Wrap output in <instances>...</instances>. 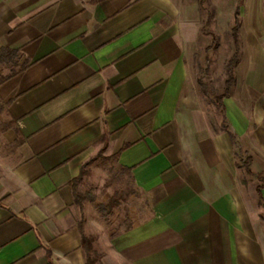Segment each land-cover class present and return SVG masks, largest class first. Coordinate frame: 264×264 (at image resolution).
I'll use <instances>...</instances> for the list:
<instances>
[{"label": "crops", "instance_id": "obj_1", "mask_svg": "<svg viewBox=\"0 0 264 264\" xmlns=\"http://www.w3.org/2000/svg\"><path fill=\"white\" fill-rule=\"evenodd\" d=\"M208 46L193 0H0L23 67L0 81V264H264V40H241L222 113ZM97 153L135 191L126 227L75 205Z\"/></svg>", "mask_w": 264, "mask_h": 264}, {"label": "rangeland", "instance_id": "obj_2", "mask_svg": "<svg viewBox=\"0 0 264 264\" xmlns=\"http://www.w3.org/2000/svg\"><path fill=\"white\" fill-rule=\"evenodd\" d=\"M195 13L201 24V32L208 37L209 46L195 55L196 84L205 102L217 107V97L225 88V82L232 76L233 68L241 54V40L250 34L264 40V0H193ZM238 10L239 49L231 39L234 13ZM236 54V59L229 61ZM22 64L15 56L0 55V81L14 74ZM246 157L238 156L240 163ZM80 181L74 189L88 207V219L94 218L98 223L110 229L126 227L137 216V197L126 172L119 170L113 160L97 153L85 165ZM84 214L82 220H84ZM117 227V228H116Z\"/></svg>", "mask_w": 264, "mask_h": 264}, {"label": "trees", "instance_id": "obj_3", "mask_svg": "<svg viewBox=\"0 0 264 264\" xmlns=\"http://www.w3.org/2000/svg\"><path fill=\"white\" fill-rule=\"evenodd\" d=\"M238 10L235 11L234 13V23H233V27L231 29V39L233 41L234 47H235V53H237L238 49H239V39H238V28H239V20H238ZM236 59V54L235 56L232 57V59L229 61V65H232V63L235 61ZM23 67H21L19 70H22ZM233 77L231 76L226 82H225V88L223 93L217 97V107L219 108V111L222 113L223 112V107L221 104L222 99L226 98L228 93H229V89L231 88L232 84H233ZM243 167L244 170L246 172L247 175H251V172L249 170V159L246 160L243 163ZM258 180L261 183L260 186H258L257 188V194H258V200H259V206L262 207V196H261V190L262 188H264V178L258 176ZM80 181V176L78 178H76L75 180H73L71 182V187L74 188L76 187V185L78 184V182ZM74 202L77 205H81L82 199H80V197L74 193ZM91 243H92V239L91 238H85L82 235V246L84 251L88 254L91 250ZM87 264H91V261L88 259L87 257Z\"/></svg>", "mask_w": 264, "mask_h": 264}]
</instances>
